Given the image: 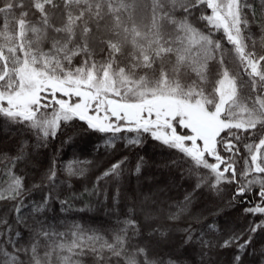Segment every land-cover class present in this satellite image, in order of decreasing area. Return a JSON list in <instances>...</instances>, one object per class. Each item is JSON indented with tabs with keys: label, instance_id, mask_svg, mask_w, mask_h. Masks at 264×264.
<instances>
[{
	"label": "snow or ice",
	"instance_id": "1",
	"mask_svg": "<svg viewBox=\"0 0 264 264\" xmlns=\"http://www.w3.org/2000/svg\"><path fill=\"white\" fill-rule=\"evenodd\" d=\"M135 4L0 0V131L16 138L10 151L0 152V202H6L0 264H85V257L92 264H190L187 256L153 252V245L172 242L173 231L181 236L178 248L199 257L196 264H217L213 257L222 250L233 251L229 264H245L246 256H259L264 264V247H253L264 219L239 231L222 232L201 216L172 227L205 187L219 196L223 185L234 184L229 206L251 203L252 193L258 202L243 213L264 216V35L257 51L251 32L257 25L264 34V2L148 0L147 22L137 20ZM216 33L231 45L236 71L227 66L228 50ZM73 121L103 134L97 150L115 148L120 140L139 147L145 135L175 150L196 177L193 190L167 206L144 195L117 220L111 239L80 225L59 231L42 215L50 202L58 200L67 211L85 194L106 197L101 182L119 179L128 160L115 161L91 189L64 199L58 185L70 189L71 183L59 179L55 155L29 184L34 150L47 148L62 127H75ZM237 157L244 165L239 173ZM90 163L74 160L62 170L68 178L83 177ZM142 164L141 157L137 175ZM35 191L44 192L41 200L26 203Z\"/></svg>",
	"mask_w": 264,
	"mask_h": 264
},
{
	"label": "trees",
	"instance_id": "2",
	"mask_svg": "<svg viewBox=\"0 0 264 264\" xmlns=\"http://www.w3.org/2000/svg\"><path fill=\"white\" fill-rule=\"evenodd\" d=\"M259 7L264 0H253ZM135 15L137 20L144 19L147 22L149 16L148 0H136ZM200 27V25H196ZM253 38L256 41V50H261V33L257 25L251 27ZM215 38L221 39L226 52L227 66L236 71L238 66L235 58L231 53V45L222 39V33H216ZM251 47V42H249ZM245 92L247 89L244 90ZM73 126L62 127V131L57 134L54 140L50 141L47 148H39L34 150V163L36 167L27 170L31 184L34 180L39 179L41 172L47 169L53 155L56 157L58 165V177L60 180L69 179L71 188L66 184H59L57 192L60 199H64L69 192L81 193L85 188L91 189L96 182V177L100 175L106 168L110 167L115 161L127 156L128 160L125 164V171L119 179L109 178L102 181L101 184L106 191V197L101 195L88 196L76 199L72 202V208L67 211L61 210L58 200L50 202V209L46 210L43 217L47 223L53 225L61 232L69 231L73 225H80L85 229H92L96 232L111 239L113 229H117L119 225L117 220H123L128 212L129 207H135L144 195L152 196L154 199L165 201V206L174 202L183 200L186 192H191L196 183V177L189 174L190 164L178 152L168 149L158 142L153 141L145 135L144 143L139 147H125L124 141L116 142L115 148L97 150L96 145L103 143V134L85 131L82 122L73 121ZM124 135V133H121ZM128 135H132L129 133ZM71 137V139H69ZM16 141L15 137L9 139L0 131V152L10 151ZM34 138H29V144H35ZM250 142V141H249ZM241 155H245L242 145ZM227 155V154H225ZM143 158V164L140 173H135V166L140 158ZM91 161L85 165L87 172L83 177L68 178L63 172V165L70 161ZM243 160L237 157L238 173L243 169ZM25 170V169H21ZM203 171V170H202ZM224 191L217 196L211 193L206 187L196 190L193 194L192 203L188 212L176 221L172 227L182 228L192 223L190 219L194 216L205 218L203 223L215 222L222 232L230 229L239 231L246 228L251 222H259L264 216L245 215L243 209L258 202V198L250 193L251 203H236L235 206H229L228 201L231 197L235 185H223ZM119 190L118 199L114 200ZM256 189H253V193ZM44 192L35 191L31 196L26 198V203L40 201ZM6 202H0V214L6 211ZM174 210V209H173ZM214 213H217L213 215ZM136 218L141 220L142 217L137 214ZM199 227L198 225L196 226ZM171 243L156 247L153 245V252L171 253L174 255H183L190 258V264H196L199 257L192 249L181 250L178 248L181 236L179 232L173 231L170 234ZM253 247L257 252L264 247V231H258L254 236ZM233 255L232 250H222L214 259L217 264H229V260ZM245 264H260V257L246 256ZM85 264H92L91 257H85Z\"/></svg>",
	"mask_w": 264,
	"mask_h": 264
},
{
	"label": "rangeland",
	"instance_id": "3",
	"mask_svg": "<svg viewBox=\"0 0 264 264\" xmlns=\"http://www.w3.org/2000/svg\"><path fill=\"white\" fill-rule=\"evenodd\" d=\"M142 198H143V197H142ZM142 198H141V199H142Z\"/></svg>",
	"mask_w": 264,
	"mask_h": 264
}]
</instances>
